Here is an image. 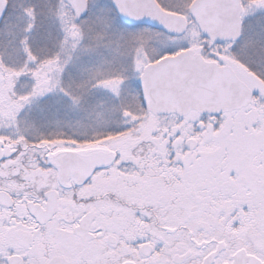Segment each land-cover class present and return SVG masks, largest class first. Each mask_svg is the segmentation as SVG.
<instances>
[{
  "label": "snow or ice",
  "instance_id": "snow-or-ice-1",
  "mask_svg": "<svg viewBox=\"0 0 264 264\" xmlns=\"http://www.w3.org/2000/svg\"><path fill=\"white\" fill-rule=\"evenodd\" d=\"M0 264H264V0H0Z\"/></svg>",
  "mask_w": 264,
  "mask_h": 264
}]
</instances>
